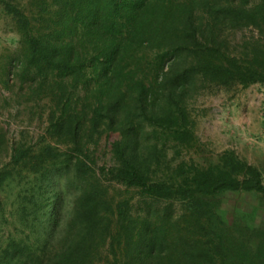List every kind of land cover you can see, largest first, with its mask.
<instances>
[{
    "label": "trees",
    "instance_id": "1",
    "mask_svg": "<svg viewBox=\"0 0 264 264\" xmlns=\"http://www.w3.org/2000/svg\"><path fill=\"white\" fill-rule=\"evenodd\" d=\"M0 13L17 36L1 82L45 122L8 148L0 131V188L26 182L0 264H264V225L222 211L228 193L264 197L262 172L232 151L181 159L201 91L264 85V0H0ZM247 29L257 38L233 48Z\"/></svg>",
    "mask_w": 264,
    "mask_h": 264
},
{
    "label": "rangeland",
    "instance_id": "2",
    "mask_svg": "<svg viewBox=\"0 0 264 264\" xmlns=\"http://www.w3.org/2000/svg\"><path fill=\"white\" fill-rule=\"evenodd\" d=\"M251 38H257L256 31L252 29L229 36L233 48ZM16 43L12 22L0 13V131H5V148L22 138L35 140L45 127L38 108L42 104L30 103L27 92L19 90L12 76L9 77L8 88L1 82L7 74L4 68L8 65V57L14 53ZM189 110L198 143L193 150L183 151L181 159L204 165L223 152L232 151L240 160L262 172L264 184V85L255 84L246 89L206 87L191 101ZM116 139V134H109L100 140L94 155L97 167L111 165L110 145ZM7 162L5 151H0V168ZM20 182L22 184L18 179H11L0 188V248L10 238L22 237L23 228L16 212L17 194L26 182ZM109 186L117 195L127 193L119 185ZM129 196L135 198V203L137 196L132 190ZM68 201L64 200V204ZM222 211L229 222L235 215L247 224L260 222L264 225V197L260 195L228 193L224 197Z\"/></svg>",
    "mask_w": 264,
    "mask_h": 264
}]
</instances>
